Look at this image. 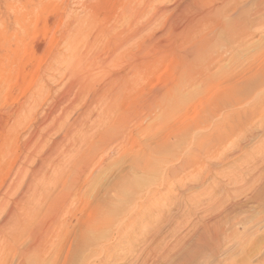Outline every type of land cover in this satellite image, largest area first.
Segmentation results:
<instances>
[{
	"label": "rangeland",
	"instance_id": "374dc122",
	"mask_svg": "<svg viewBox=\"0 0 264 264\" xmlns=\"http://www.w3.org/2000/svg\"><path fill=\"white\" fill-rule=\"evenodd\" d=\"M193 1L0 0V198L19 166L30 158L33 167L49 157L50 148L75 123L80 125L79 134L88 139L81 160L90 166L89 181L70 180L68 162L62 177L49 174L60 178L59 189L65 182L77 183L81 197L91 199L95 220L88 239L93 238L92 245L75 248L67 262V248L62 254H55V248L49 256L33 260L31 251L20 247L28 242L26 235L17 248L0 254V264H172L179 245L217 219L227 231L237 226L239 235L229 238L223 257L239 259L248 244L243 238L254 236L244 257L254 263L264 261V204L250 200L255 191H264V121L259 113L246 124L238 149L225 159L209 160L194 146L168 153L161 147L154 153L146 149L147 157H141L146 138L158 136L151 148L164 143L166 120L173 128L194 124L214 100L216 87L203 82L199 89H184L192 90L191 97L185 96L191 99L181 101L179 113L161 115L158 107L166 87L183 75L179 44L190 31ZM199 1L197 9L232 4L254 10L258 0H252L254 4L251 0ZM216 38L200 52L202 61L217 62L226 55V38ZM239 48L245 50L230 61L223 58L225 69L211 70L215 80L223 79V70L255 66L264 57V31L258 30ZM260 104L261 113L264 100ZM233 137L229 134L226 144L214 147L231 150ZM202 167L205 170L198 178ZM187 178L191 182L179 187ZM81 206L82 202L76 211L79 216ZM199 261L213 263L212 259Z\"/></svg>",
	"mask_w": 264,
	"mask_h": 264
},
{
	"label": "bare ground",
	"instance_id": "6f19581e",
	"mask_svg": "<svg viewBox=\"0 0 264 264\" xmlns=\"http://www.w3.org/2000/svg\"><path fill=\"white\" fill-rule=\"evenodd\" d=\"M198 1L199 0H196L195 2L194 0L193 3L190 4V8H192L193 11L195 8L197 9L196 3ZM244 3L247 2L244 1ZM255 3L256 6L254 10H251V8L234 6L231 3V6H229L230 8H222L217 5V7H208L209 9L204 10L198 7L199 9H195V14L191 10L194 15L190 21L191 26L189 24L190 31L188 32V36H185L184 40L179 44L180 51L185 53L184 55L182 52L179 53L181 60H183V63L181 62V64L184 65V68H181L183 70V75L181 74L182 77L175 80L174 85L171 84L173 86L172 88H170L171 85L170 87H166V91L163 92V100H158L160 101L159 104L157 101L155 102L158 104L161 115L162 113L167 115H172L177 112L179 113L180 111L178 110L181 108V105H184V101H186L184 99H188V97L186 98L185 96H190L192 91L190 90L188 93L185 92L184 89L187 87H192L191 89H199L203 82L208 83L212 87H216V91L213 94V96L215 95L214 100L212 99V103L194 124H182L173 128L174 125H171L169 121L166 120V123L162 125V127L166 129H162L163 136L166 140L164 143H158L156 147L151 148V143L156 141L158 136L153 135L152 137L146 138L148 142L146 144L147 146L144 147L145 149L142 150V159L148 155H145L148 151L146 149H151L150 152L153 151L152 153H154L156 148L161 147L165 149V153H168L169 151L176 152L181 149L189 151L193 146L201 150L209 160L215 161L220 158L225 159L238 149L241 140L243 138L245 139L246 135H243L242 132L245 130L248 121L251 120L252 117H255L254 115L259 113V116H262L261 121H264V111L261 113L259 112V104L264 100L263 55L260 57L261 59L258 58V63L257 60H254L257 63H255V66H245L238 71H234V69L233 71L232 69L231 71L223 70L225 72L224 77H222L223 79L221 78L222 80L220 81L215 80L213 77L214 74L212 73V75L210 73L214 68H216V70H221L222 68L225 69L222 64L223 58L230 61L231 58L241 53V49L242 51L245 50L243 48L240 49L239 47H243V44H247V42L255 36L258 30L264 31V0H258ZM252 4H254L253 1ZM190 8L189 12L191 13ZM191 15L190 17H192ZM124 16L125 15L123 14L120 17ZM193 25H195V27H192ZM186 28L188 29V26ZM208 28H211V32L209 33L206 32ZM76 29H78V27H76ZM82 29L76 31L80 33ZM83 31H81L80 34H82ZM216 35H220L223 39L226 38V49H224L226 50L224 52L226 55H223L222 59L217 62H212V58L210 61H202L205 58L202 56L203 59L200 58V52L203 48L207 46L209 47V45L215 41L214 39H217ZM75 37L78 38L80 36ZM220 41L221 40H219V42ZM208 84L206 86H208ZM200 92H202V90ZM194 94L196 95L197 93ZM157 95L155 96L157 97ZM190 97L186 103L191 99ZM249 98H252V101L250 103L248 102V104L245 103ZM193 99L192 102L190 101V104L193 103ZM181 101H183V103ZM159 115L160 114H158V116ZM263 124L264 123H262L261 126H263ZM78 125L76 126L74 123V125L72 124L68 126L63 132L61 141L57 142L58 145L50 148L53 151L50 152V155H48L49 157L44 158L38 165L30 167L29 158L25 164L19 166L15 175L8 183L7 188L1 193L0 254H3L7 248H17L16 246L18 243H20L21 239L26 237V235L28 242L20 243V247H24L27 251L30 250V256H32V259H37L44 255L49 256L55 248V254H62L63 250L67 248V253L65 255V262H67L68 255L74 251L75 248L88 246L89 242L91 244L93 238L91 241L88 239L90 238L91 233L93 234L95 228V220H93L94 207L91 199L89 196L87 198L81 197L80 193L77 192V183L74 185L73 183H70L69 185L71 186H69L66 185L65 182V186H62V188L59 189L60 178H57V176H55L56 178H52L49 174V171H52L51 174L56 172V174H59L58 177H62V173L70 167L69 164H72V169L68 172L70 180L74 181L83 179L85 183L89 181L88 178L91 175L90 166L81 160L83 146L88 142V139L85 137V134H79L81 128L78 127ZM206 126L209 127V132L208 130H205ZM229 134L235 136L231 140L233 147H230L232 148L231 150L229 149L230 151L227 147V150L224 149V147H214V144H224V140ZM65 140L67 141L66 146L60 150L59 146L60 144L62 145ZM166 142H168V144ZM65 156L67 157L64 159ZM141 157L139 156L137 158L141 159ZM180 161L184 164L186 162L185 159H181ZM66 162L69 164L65 165ZM135 163L137 167L141 168L139 162L135 161ZM184 164L180 166V168H183ZM44 165H46V167H44ZM175 170L176 169H174V171ZM204 170L203 167L197 170V177L199 174L203 173ZM195 177H193L192 180L195 181ZM188 182H191L189 178L186 179V182L185 180L181 181L178 186L180 185L179 187H183L185 183ZM66 187L67 189L64 191ZM71 187L73 188L70 189ZM174 187L175 186H173V188ZM255 190H257V188ZM250 200L255 204L263 205L264 191H255V193L251 194ZM81 202L82 214L79 216L76 211ZM237 235V226L233 228V230L227 231L222 225L221 219H217L203 231L194 234L193 239L185 240L182 245H179L173 253L174 257L172 264H201V261L199 260H202L203 262L204 260L210 259L213 261L212 264H264V261L254 263L249 258L244 257L248 251L247 245L254 243V236L250 239L243 238L242 242H248V244H245L242 253L239 254V256L242 255L239 259H228L222 256L229 238ZM189 241H191V244ZM27 254L29 255V253ZM28 255L26 258H29ZM22 256H24V254ZM197 258H199V260H197ZM62 263H64V261H62Z\"/></svg>",
	"mask_w": 264,
	"mask_h": 264
}]
</instances>
